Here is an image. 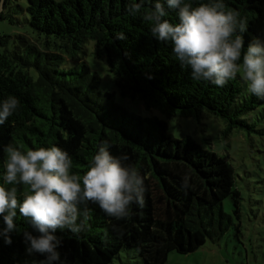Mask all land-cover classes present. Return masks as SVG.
I'll return each mask as SVG.
<instances>
[{
	"label": "trees",
	"instance_id": "16d2710c",
	"mask_svg": "<svg viewBox=\"0 0 264 264\" xmlns=\"http://www.w3.org/2000/svg\"><path fill=\"white\" fill-rule=\"evenodd\" d=\"M25 3L30 33L0 34V264H113L123 252L165 264L231 229L242 237L264 203L245 199L229 157L115 94L168 118L216 116L224 141L263 136L252 57L264 51V0ZM7 5L0 20L12 24ZM88 42L116 92H101L80 60Z\"/></svg>",
	"mask_w": 264,
	"mask_h": 264
},
{
	"label": "rangeland",
	"instance_id": "374dc122",
	"mask_svg": "<svg viewBox=\"0 0 264 264\" xmlns=\"http://www.w3.org/2000/svg\"><path fill=\"white\" fill-rule=\"evenodd\" d=\"M25 5V0H8L7 9L17 14H13L12 24L7 20H0V34L30 33L29 29L21 23L22 15L18 11L19 6L25 7ZM91 51L92 42H88L84 53L80 55V60L87 64L91 72L98 74L100 78L98 87L101 92H116L113 77L107 71L105 60L94 58ZM252 60L254 68L264 75V51L253 56ZM234 71L244 80L254 76L252 69L242 65ZM115 100L116 103L143 118L157 117L163 120L167 132L175 138L189 136L203 149L214 151L219 156L227 155L236 169L238 187L241 188L245 199L263 200L264 203V181L261 180L264 179V135L251 134L249 137L245 132L234 131L230 139L224 141L221 137L224 123L211 114L204 113L200 121L186 117L168 118L156 110L145 109L138 101L124 99L117 93ZM252 172L257 175H249ZM256 187H263L262 195L257 191L254 192ZM252 205L257 210L261 206L259 203ZM224 208L227 213L231 212L228 203H225ZM255 214L257 219H254V216H250V219L244 216L241 228L243 236H240L238 240L235 239L231 229L219 240L207 241L194 253L186 255L170 253L165 264H264V214L261 210ZM113 264H142V262L133 254L123 252L120 258L114 259Z\"/></svg>",
	"mask_w": 264,
	"mask_h": 264
},
{
	"label": "water",
	"instance_id": "95a60500",
	"mask_svg": "<svg viewBox=\"0 0 264 264\" xmlns=\"http://www.w3.org/2000/svg\"><path fill=\"white\" fill-rule=\"evenodd\" d=\"M2 1H3V0H1V4H0V10H1Z\"/></svg>",
	"mask_w": 264,
	"mask_h": 264
}]
</instances>
